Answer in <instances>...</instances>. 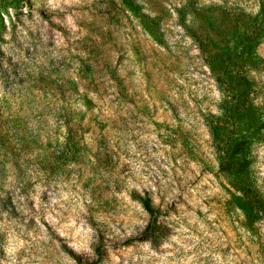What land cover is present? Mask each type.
Listing matches in <instances>:
<instances>
[{"label": "rangeland", "instance_id": "374dc122", "mask_svg": "<svg viewBox=\"0 0 264 264\" xmlns=\"http://www.w3.org/2000/svg\"><path fill=\"white\" fill-rule=\"evenodd\" d=\"M259 10L0 0V264H90L98 251L100 264H264V217L244 209L245 183L220 167L206 126L219 75H249L264 110V64L227 58L235 34L264 30ZM256 51L264 61V40ZM252 149L264 198V143ZM135 194L161 211L155 239L141 240Z\"/></svg>", "mask_w": 264, "mask_h": 264}, {"label": "trees", "instance_id": "16d2710c", "mask_svg": "<svg viewBox=\"0 0 264 264\" xmlns=\"http://www.w3.org/2000/svg\"><path fill=\"white\" fill-rule=\"evenodd\" d=\"M262 17H264V0H260V10L256 15L257 19ZM235 38L239 39V51L237 53L230 52L231 54L227 57L228 61L246 58L252 64V69L259 71L264 61L259 57L256 50L264 40V30L254 28L244 34H235ZM222 75H229L231 80L236 78L229 67L225 69ZM217 82L223 96L219 105V114L211 115L206 119V126L212 138L216 158L220 167L227 171L232 170L245 183L242 194L246 206L244 209L247 213L254 214L255 211L256 217L260 215L263 218L264 198L255 183L252 167V147L256 143H264V110L261 105L255 102L260 93L259 85L247 74L239 76L237 86L225 84L221 75L218 76ZM246 117L252 121L247 123V128L244 127ZM242 131H247V133H242ZM62 146L66 147L64 148L66 151H69L74 146L77 148L78 143L68 137L63 140ZM134 198L142 204L149 214V221L143 233L146 237L141 240L157 238L155 234L160 227L161 211L152 205L149 198L136 194ZM99 252L97 259L90 264L101 263L103 255Z\"/></svg>", "mask_w": 264, "mask_h": 264}]
</instances>
